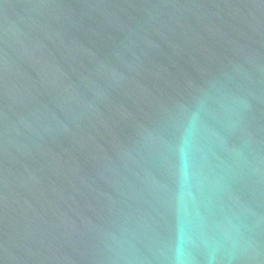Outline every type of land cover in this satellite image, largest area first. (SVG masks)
Masks as SVG:
<instances>
[{
    "label": "water",
    "instance_id": "obj_1",
    "mask_svg": "<svg viewBox=\"0 0 264 264\" xmlns=\"http://www.w3.org/2000/svg\"><path fill=\"white\" fill-rule=\"evenodd\" d=\"M0 264H264V0H0Z\"/></svg>",
    "mask_w": 264,
    "mask_h": 264
}]
</instances>
